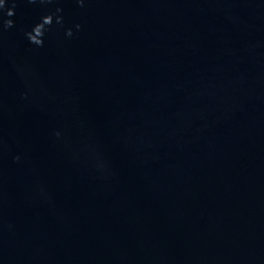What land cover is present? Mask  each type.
<instances>
[{
    "label": "water",
    "instance_id": "water-1",
    "mask_svg": "<svg viewBox=\"0 0 264 264\" xmlns=\"http://www.w3.org/2000/svg\"><path fill=\"white\" fill-rule=\"evenodd\" d=\"M0 264H264V0H5Z\"/></svg>",
    "mask_w": 264,
    "mask_h": 264
},
{
    "label": "clouds",
    "instance_id": "clouds-1",
    "mask_svg": "<svg viewBox=\"0 0 264 264\" xmlns=\"http://www.w3.org/2000/svg\"><path fill=\"white\" fill-rule=\"evenodd\" d=\"M78 3H83V0H77ZM5 6V0L3 3H0V9L4 8ZM60 9H57V12H59ZM14 14V11L12 9H9L7 12L8 16H12ZM56 22L61 23L62 22V17L57 16L56 17ZM13 21L11 19L5 21V27H11L13 26ZM53 23V15L49 14L41 18V21L34 25L33 29L31 32L27 33V36L30 40L31 43H34L36 45H42L43 44V35L48 27H50ZM77 28L80 26L77 25ZM37 29H39V32L37 34ZM68 35H71V30L69 29L67 32Z\"/></svg>",
    "mask_w": 264,
    "mask_h": 264
}]
</instances>
